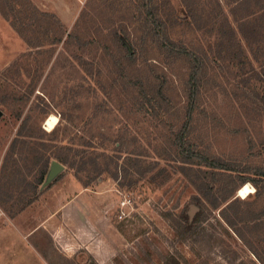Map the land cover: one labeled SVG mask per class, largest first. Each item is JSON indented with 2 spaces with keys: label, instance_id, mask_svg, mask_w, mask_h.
<instances>
[{
  "label": "rangeland",
  "instance_id": "1",
  "mask_svg": "<svg viewBox=\"0 0 264 264\" xmlns=\"http://www.w3.org/2000/svg\"><path fill=\"white\" fill-rule=\"evenodd\" d=\"M31 1L64 36L36 56L0 14L3 260L95 264L83 250L64 258L41 225L78 183L118 231L107 264H264V0ZM150 11L162 36L202 58L188 139L231 171L175 149L191 63L156 44ZM58 153L71 167L45 188ZM197 201L188 231L181 214L193 221Z\"/></svg>",
  "mask_w": 264,
  "mask_h": 264
},
{
  "label": "trees",
  "instance_id": "2",
  "mask_svg": "<svg viewBox=\"0 0 264 264\" xmlns=\"http://www.w3.org/2000/svg\"><path fill=\"white\" fill-rule=\"evenodd\" d=\"M0 14L9 23L10 27L25 43L28 49H36L34 53L36 56H42L48 53L49 50L46 49V47L61 43L64 36V33H61L59 37H56L55 34L51 35V29L47 25L48 23H46L45 19L46 17H54L59 20V18L52 13L39 10L31 0H0ZM148 14L151 17V22L155 23V27L152 30V36L156 44L161 49L165 50L167 56H184L191 63L189 79L185 87L187 101L185 114L186 121L175 136V149L187 163H196V165H202L215 170L231 171L232 169L225 163L210 158L204 153L197 151L195 148H193L188 139L191 130L190 124L193 119V112L196 107L200 90V77L205 71L202 58L196 53L179 48L176 44L162 36L160 34L161 25L156 22L154 18H152L153 15L151 11L148 12ZM59 22L62 24L60 20ZM35 40H37L38 43H35ZM27 54L30 53L27 52ZM60 148L66 149L63 147ZM52 159L63 167H71L70 159L67 155H65V153H58V155L54 156ZM48 172L49 171L46 166L39 179V184H41L43 181H46ZM62 174L63 173L61 172L59 175H57L48 185L45 186V188L50 187L54 181L62 176ZM246 181L247 179L244 178L243 184ZM196 206L198 207L199 212L193 221H189V218L185 216L184 213L181 214V220L188 231L193 228V225L196 224L201 217V201H197Z\"/></svg>",
  "mask_w": 264,
  "mask_h": 264
},
{
  "label": "crops",
  "instance_id": "3",
  "mask_svg": "<svg viewBox=\"0 0 264 264\" xmlns=\"http://www.w3.org/2000/svg\"><path fill=\"white\" fill-rule=\"evenodd\" d=\"M70 187L76 194L57 211H52L41 225L64 258H74L83 250L95 264H107L118 250L116 238L119 235L109 219V209L98 205L86 187L78 183H72ZM41 262L44 264L43 260ZM0 264L10 263L0 255Z\"/></svg>",
  "mask_w": 264,
  "mask_h": 264
},
{
  "label": "bare ground",
  "instance_id": "4",
  "mask_svg": "<svg viewBox=\"0 0 264 264\" xmlns=\"http://www.w3.org/2000/svg\"><path fill=\"white\" fill-rule=\"evenodd\" d=\"M44 125L47 131L53 130L55 126L57 125V118L54 116H51L50 118L46 120ZM252 192H253V189L249 185H244L238 190L237 195L239 198L245 199Z\"/></svg>",
  "mask_w": 264,
  "mask_h": 264
},
{
  "label": "water",
  "instance_id": "5",
  "mask_svg": "<svg viewBox=\"0 0 264 264\" xmlns=\"http://www.w3.org/2000/svg\"><path fill=\"white\" fill-rule=\"evenodd\" d=\"M63 171V166L57 162H52L50 165V169L44 182V186L48 185L57 175H59Z\"/></svg>",
  "mask_w": 264,
  "mask_h": 264
}]
</instances>
